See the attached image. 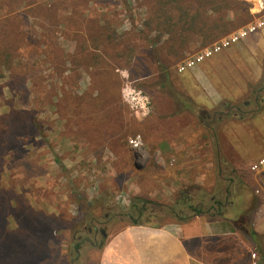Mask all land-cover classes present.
<instances>
[{
	"label": "rangeland",
	"instance_id": "374dc122",
	"mask_svg": "<svg viewBox=\"0 0 264 264\" xmlns=\"http://www.w3.org/2000/svg\"><path fill=\"white\" fill-rule=\"evenodd\" d=\"M41 1L48 0H32V3L23 0V6L16 10L21 17L17 27L24 30L25 36L16 52L14 67L11 65L9 70L3 68L0 76V113L9 108H15L20 113L33 110L42 127L41 135L30 136L28 131L20 135L19 147L9 145L0 166V198L2 202L8 201L6 210L0 215V264H124V255L118 248L120 246L121 251H124L125 245L129 248L127 243L131 240L128 241L126 234L120 235L116 248L112 240L120 230L132 224L135 217L140 223L152 226L180 221L182 216L191 218L195 215L192 208L179 205L176 209L184 211L177 214L168 209L182 187L193 184L202 187L205 198L218 188H224L226 183L217 170L218 154L221 160L227 162V169H221L223 175L234 169V174L241 176L248 185L252 198L243 205L247 210L253 208L251 222L263 235L264 246V209L261 205L264 200V167L257 171L250 169L251 163L264 153V27L251 33L244 41L222 49L181 72L177 71V67L184 59L227 33L211 40L202 33L186 30V37L181 41L177 38V26L172 33L164 31L159 44H173L175 50V55L170 56L174 60L171 67L173 82L191 97L199 112L174 113V116L159 118V114L167 112L171 104L152 86L137 85L142 80L148 82L149 78L155 77L157 69L148 67L143 58H135L140 65L132 68L141 70L146 77L141 79L134 75L137 71L130 75L127 68H116L125 123L121 122L115 139L107 138L105 143L92 142L78 132L59 98L63 93H81L92 84L93 77L84 68H76L72 59H65L64 63L54 61L49 45L57 53L70 54L76 47L75 40L71 34L65 33L67 27L64 24L52 23L46 15L30 10V6ZM58 1L63 7L60 12L70 6L69 0ZM245 1L251 5L252 0ZM128 2L130 12L123 0H99L98 3L90 2L86 13L118 16L119 32L145 28L148 36L153 38L157 29L145 24L149 13L148 0ZM131 13L135 25L129 18ZM8 14L11 13L3 11L0 19ZM241 17L244 18V15ZM236 18L239 19L240 15L231 22L237 21ZM251 19L250 13L247 22ZM166 25H161L159 29L164 30ZM39 37L41 41H37ZM139 41L135 38L133 44L139 45L137 51L142 56L141 50L146 42ZM196 66L206 75L209 86L226 101H232L230 106L220 102L213 104L202 94L203 89L198 82L188 76V70ZM144 100L148 112L137 116L131 106ZM203 110L212 114L209 117L215 115L213 111L224 112H218L220 120L212 119L214 131L198 115ZM133 120L137 121L136 125L130 124ZM171 126L175 131L188 126L195 132L193 151L187 156L171 153L169 148H165L164 152L160 150L158 140L163 132L161 128L168 131ZM124 131L127 133L121 139L119 133ZM136 134H140L143 145L132 149L128 145V137ZM212 135H217L213 137L214 141ZM216 197L223 199L219 192ZM131 203L136 207L143 204L148 209L138 216L133 210V217H127L125 212ZM204 205L207 206L206 203ZM231 210L228 209L224 215L233 216L230 221L233 226H242L240 216ZM107 211L111 217L105 222L107 237L103 244L98 248L85 239L79 255L71 254L74 242L91 237L86 231H81L73 238L78 224L82 220L88 221L91 216L106 219L104 213ZM198 215L199 220L221 217L206 212ZM222 224L228 225V222ZM16 228H19L17 234L14 232ZM47 228L51 232V241L47 238L46 242L43 233ZM252 247L254 264H261L263 256L256 247Z\"/></svg>",
	"mask_w": 264,
	"mask_h": 264
},
{
	"label": "trees",
	"instance_id": "16d2710c",
	"mask_svg": "<svg viewBox=\"0 0 264 264\" xmlns=\"http://www.w3.org/2000/svg\"><path fill=\"white\" fill-rule=\"evenodd\" d=\"M31 1L29 3H32ZM98 1L69 0L67 2L70 6L64 8L62 12L60 10L63 7L59 6L58 0L41 1L29 7L38 14L46 15L52 23L64 24L67 27L65 33L71 34L75 40L76 47L70 54L57 53L58 51L49 45L54 61L64 63L65 59H72L76 68H84L93 77L92 84L81 93H67L66 95L63 93L59 98L65 111L70 113L69 116L74 121L78 132L92 142H104L107 138L110 140V137L115 139L121 122L126 121L119 99L120 78L116 68H127L129 74L133 75L137 68L132 67L138 64L134 59L143 58L148 67L149 65L156 67L157 70L154 72L156 76L149 78L148 82L142 80L137 85L152 86L168 99L171 108L177 113L184 111L196 113L198 107L194 101L173 82L171 67L174 60L170 56L175 53L174 45L159 44L162 34L164 31L172 33L175 30L174 26H177L179 28L177 38L179 37L181 41L186 37V30L202 33L205 38L212 40L243 25L250 18V3L245 0H148L149 13L145 24L157 29V34L151 38L145 28L133 29L135 32L128 30L119 32L118 16L114 18L106 13L100 16L86 13L89 3H98ZM123 2L126 10L130 12L131 7L128 0H123ZM22 3L23 0H0V15L5 10L11 13L7 15L9 18L5 16L4 19H0V76L3 68L12 69L11 65L13 66L16 52L24 40V30L17 27L21 17L19 11H16L23 6ZM3 8L6 9L3 10ZM99 9L102 10V8ZM115 12L118 14L117 11ZM239 15L240 18H236L237 21L231 22V19ZM242 15L244 18L241 17ZM129 18L132 25H135L132 13L129 14ZM163 24L167 25L164 30H160L159 27ZM172 37L174 38V35ZM135 38H139V42H146L144 43L145 48L141 50L142 56H139V51H137L139 45L133 44ZM37 41H41L40 37ZM136 73L134 75L138 78L146 77L141 70ZM1 92L0 89V95ZM131 123L136 125L137 121L133 120ZM28 131L30 136L42 134L41 124L33 110L20 113L15 108H9L8 111L0 113V166L3 163V157L7 155L6 148L9 145L14 147V144L19 147L20 135ZM126 133L125 131L119 133L121 139ZM255 201L256 199L253 200ZM7 203V200L2 202L0 198V215L6 210ZM237 215L240 216L243 225L235 226L249 237L253 246L264 258L263 235L254 228L250 218L251 214L239 212ZM188 219L190 217H182L180 221ZM133 223L140 222L133 220ZM18 231L19 228H16L14 232L17 234ZM50 233L49 228L45 229L43 235L46 237V242L47 238L49 240L51 237ZM261 264H264V261Z\"/></svg>",
	"mask_w": 264,
	"mask_h": 264
},
{
	"label": "crops",
	"instance_id": "0c3cea01",
	"mask_svg": "<svg viewBox=\"0 0 264 264\" xmlns=\"http://www.w3.org/2000/svg\"><path fill=\"white\" fill-rule=\"evenodd\" d=\"M188 71V76L198 82L203 89L202 94L209 102H220L227 106L232 104V101H226L207 84L209 80L201 68L196 66ZM167 109V112L160 113L158 117L174 116V113H177L174 109ZM163 128L158 140L162 152L169 148L171 153H183L187 156L193 151L192 143L196 141V134L192 129H188L190 127L182 126L179 131H175L174 126L168 131ZM216 136H211L212 141ZM237 202L238 206L228 205L229 209L232 208L236 212V216L239 212L251 214L253 208L247 210L245 204L243 205L247 202L246 197L239 198ZM232 219L233 216L227 213L216 219L204 220H199V215H193L186 221H172L160 226L132 223L120 230L112 241L116 248L120 235L126 234L128 241L131 240V246L127 243L129 248L126 245L124 251H121L120 246L118 248L124 255V264H254L253 244L243 231L231 224ZM224 222H228V225L223 226Z\"/></svg>",
	"mask_w": 264,
	"mask_h": 264
},
{
	"label": "flooded vegetation",
	"instance_id": "af4514ba",
	"mask_svg": "<svg viewBox=\"0 0 264 264\" xmlns=\"http://www.w3.org/2000/svg\"><path fill=\"white\" fill-rule=\"evenodd\" d=\"M258 91V90H257ZM256 91V93H257ZM237 109V111H239L238 108H235V110ZM199 111H196V113H198ZM215 115H213V117H209L211 115L207 114L204 110L201 111V113H199L198 115L200 116V118H203L204 122L207 121L208 123V127L211 128V130L214 131V126H212V119H216V120H220L221 116L218 115L219 113H224L222 111H213ZM212 112V113H213ZM215 117V118H214ZM207 118V120H206ZM217 170H218V174L219 177L221 179H223V182H225V186L222 189L218 188L217 191H215V193L210 194V196H208L207 198L204 197V189L202 187H198L197 185L193 184L191 186H188L186 188L182 187L179 191L178 194L175 195L174 197V204L172 205H168V209L173 213V214H177V213H182L184 210L183 209H176V207H178L179 205L181 207L184 208H192L194 210V214L198 215L202 212H206V213H210L211 215H221L224 216V214H226V212L228 211L229 207L228 205L233 204L234 206H238V199L243 197V198H247V201H250V199L252 198L250 190H248L247 188V184L246 182L242 179L241 176H239L237 173L234 174V169H230L228 170V173L226 176L223 175L222 170L221 169H227V162L224 161L223 159L221 160V156L220 154H218L217 157ZM199 192L201 194L200 198H199ZM221 193V195L223 196V199H217L216 194ZM246 192V195H245ZM207 201H209L211 204H209V202L207 203ZM206 203V207L205 204ZM201 206H204L205 209H200ZM136 208V209H135ZM147 207L144 206L143 204L141 206L136 207L135 204H130L129 205V210L125 212V215H127V217H133V210H135V212H137V216L140 214L142 215L144 212L147 211ZM109 211H107L106 213H104V217L106 219L103 220H99L97 219L95 216H91L89 217L88 221H84L82 220L79 224L78 227L74 230L72 236L73 238H75V233L77 232H85L89 233L91 235L90 236H86L81 238L79 241L74 242L72 245V250L70 251V253H75L76 255H79L80 252V248H81V244L85 239H88L90 242H92V245L96 246V247H100L105 238L107 237V232L105 230V222L109 219L108 216ZM153 215V214H150ZM123 217V216H122ZM120 217V218H122ZM183 217V216H182ZM137 217L134 218V220H137L138 222H140L138 219H136ZM81 234V233H80ZM83 235V234H81ZM99 236V237H98ZM81 237V236H79Z\"/></svg>",
	"mask_w": 264,
	"mask_h": 264
},
{
	"label": "built area",
	"instance_id": "2783aa9c",
	"mask_svg": "<svg viewBox=\"0 0 264 264\" xmlns=\"http://www.w3.org/2000/svg\"><path fill=\"white\" fill-rule=\"evenodd\" d=\"M250 13L252 19L246 24L232 30L227 33L219 40L213 42L211 45L203 48L202 50L196 52L192 56L184 59L177 67V71L181 72L186 69L192 68L197 63L201 62L207 57H210L216 52H219L222 49H225L233 44H237L241 41H244L251 33L255 32L258 29L264 27V0H252L250 1ZM134 112L136 115H146L148 112V107L146 101L133 103ZM128 145L132 149H138L143 145L142 138L140 134H136L128 137ZM264 167V153L259 156L254 162L251 163L250 169L252 171H257L260 168ZM262 209H264V200L261 203Z\"/></svg>",
	"mask_w": 264,
	"mask_h": 264
}]
</instances>
